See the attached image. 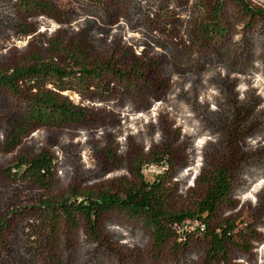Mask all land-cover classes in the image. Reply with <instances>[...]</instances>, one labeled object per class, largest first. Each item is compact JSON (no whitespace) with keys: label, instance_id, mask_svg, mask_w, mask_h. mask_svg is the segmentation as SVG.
<instances>
[{"label":"rangeland","instance_id":"obj_1","mask_svg":"<svg viewBox=\"0 0 264 264\" xmlns=\"http://www.w3.org/2000/svg\"><path fill=\"white\" fill-rule=\"evenodd\" d=\"M244 3L0 0V71L111 66L65 91L51 76L20 83L19 94L0 86V264H264V85L240 82L264 79V0ZM42 91L84 119L29 123L21 135ZM234 148L237 164L227 160ZM41 154L50 173L19 178L16 165ZM162 154L164 166L154 164ZM218 167L233 183L226 200L207 222L175 225L159 247L140 217L103 212L95 236L83 218L74 225L44 207L71 189L124 195L161 177L168 210L195 211ZM228 224L235 230L215 255L212 237Z\"/></svg>","mask_w":264,"mask_h":264},{"label":"trees","instance_id":"obj_2","mask_svg":"<svg viewBox=\"0 0 264 264\" xmlns=\"http://www.w3.org/2000/svg\"><path fill=\"white\" fill-rule=\"evenodd\" d=\"M241 6H245L244 0H234ZM264 16L262 13H260ZM79 62H75L78 64ZM80 73L77 76V71L60 68L54 63L41 62L40 66L30 67H15L7 71H0V86H4L15 94L20 93V87L24 82L31 83V86L39 87L47 77H56L55 87L60 91H65L67 88L66 82L79 80L80 76L86 78L99 79L104 72L111 70L110 65H95L89 69L82 66ZM259 80L261 83L258 84ZM243 85L253 86L257 90H261V84L264 85V79L255 80L240 78ZM22 83V84H20ZM250 89V88H249ZM261 93H264L261 90ZM259 95V101L262 99ZM204 103L207 100L204 99ZM184 112V110H177ZM184 115V113H182ZM85 117L82 109L78 106L61 102L57 95L51 92H38L33 97V106L30 114L26 117V123L21 127L20 134H26L28 124L35 123L36 125L54 126L57 122L68 123L78 122ZM246 145H250L247 141ZM164 155L154 157L152 162L157 165L164 166ZM17 169L25 167V170L19 174V178L25 180L28 178L39 181L44 176L48 175L52 168L51 159L47 154H41L34 157L31 161H22L16 165ZM138 168H141L139 166ZM142 177V176H141ZM162 178L157 177L153 182L146 181L142 177L141 188L138 190L130 189L124 195L110 193L108 191L97 194L91 192H81L76 189H71L69 193L55 202L48 199L44 203L45 209L49 214L56 219L64 218L71 224H77L80 218H83L89 227L92 228L91 234L97 235L95 231L96 221L100 214L107 211L116 210L125 213L130 217H140L149 227L156 245L161 246L175 231V225L183 226L186 220H201L207 222L211 219L217 207L223 203L232 190V180L226 167H218L207 179V191L204 197L197 203L195 211H179L170 212L164 201L165 193L162 190ZM263 179V178H262ZM78 199H81L80 201ZM226 229L228 231H226ZM235 230L233 224H228L224 233L214 234L212 237V250L215 255L224 254V245L229 242L232 232ZM261 257L264 258V252H261ZM264 263V259L261 260Z\"/></svg>","mask_w":264,"mask_h":264},{"label":"flooded vegetation","instance_id":"obj_3","mask_svg":"<svg viewBox=\"0 0 264 264\" xmlns=\"http://www.w3.org/2000/svg\"><path fill=\"white\" fill-rule=\"evenodd\" d=\"M241 122V124H243L244 123V120H241L240 121ZM242 126V125H241ZM236 128H237V126H235ZM235 132L236 131H234L233 132V134H235ZM232 134V135H233ZM236 137V136H235ZM234 137V138H235ZM241 159H243V155H242V152L239 150V149H236V148H234V149H232V151L230 152V155H229V158L227 159V160H229L228 162H230V163H234V164H237L238 163V161H240Z\"/></svg>","mask_w":264,"mask_h":264}]
</instances>
